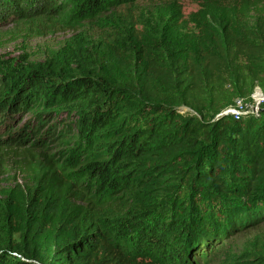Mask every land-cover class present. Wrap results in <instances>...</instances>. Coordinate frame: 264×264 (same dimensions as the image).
I'll return each mask as SVG.
<instances>
[{
	"label": "trees",
	"instance_id": "16d2710c",
	"mask_svg": "<svg viewBox=\"0 0 264 264\" xmlns=\"http://www.w3.org/2000/svg\"><path fill=\"white\" fill-rule=\"evenodd\" d=\"M141 1L179 0H0L2 24L111 30L123 61L92 69L80 39L38 71H0V133L36 115L0 151L30 144L42 161L32 187L0 201V264H264V104L251 101L264 94V10L191 0L207 8L192 37L171 16L139 34L115 13ZM239 100L252 106L227 114Z\"/></svg>",
	"mask_w": 264,
	"mask_h": 264
},
{
	"label": "rangeland",
	"instance_id": "374dc122",
	"mask_svg": "<svg viewBox=\"0 0 264 264\" xmlns=\"http://www.w3.org/2000/svg\"><path fill=\"white\" fill-rule=\"evenodd\" d=\"M261 10H264V0H254L229 7L231 14L235 13L243 19L252 18ZM204 12H207L206 7L191 0L141 1L134 6L121 7L115 15L122 25L133 29V31L135 29L139 34L143 33L145 25L161 21L163 24L168 21L170 16L176 17L178 21L176 26H180L185 33L192 37L193 33L198 32V21ZM109 31L111 30L101 29L94 23L78 22L75 19H71L63 25H54L49 21L34 24H19L16 21L7 24L0 23V71L7 72L22 67H31L33 71H38L37 66L43 64L53 53L64 49L67 45L79 44L80 39H85L87 46L96 57L92 69L95 68L98 71L116 70L123 61L108 46L110 43ZM72 69H75L80 75L83 68H77L75 65ZM253 99L251 97L254 106L255 100ZM247 101L245 102L246 106H252ZM52 111V115H44L45 119L49 118L50 120L40 128L41 135L46 134L50 129L51 121L57 117L58 111ZM14 116L16 120L12 125L13 129L2 131L0 139L21 132L36 118V115L28 111ZM38 139L40 140V137L31 136V144H35ZM46 144L50 148H54L52 142L47 141ZM29 146L30 144L24 146L23 149L18 150V153L0 151V201L8 198L11 191L17 187L21 190L32 187L36 182L37 175L41 173L42 161L39 154L32 155L24 151ZM246 238L239 237L234 243L241 244ZM16 239L18 240V235ZM218 244H226V241H221ZM217 248L218 246L213 249Z\"/></svg>",
	"mask_w": 264,
	"mask_h": 264
},
{
	"label": "built area",
	"instance_id": "2783aa9c",
	"mask_svg": "<svg viewBox=\"0 0 264 264\" xmlns=\"http://www.w3.org/2000/svg\"><path fill=\"white\" fill-rule=\"evenodd\" d=\"M255 100L254 107L258 108L261 104H264V94L260 88H256L254 95L252 96ZM247 108L244 100H239L235 106L230 107L226 110L227 114L237 116L245 111Z\"/></svg>",
	"mask_w": 264,
	"mask_h": 264
},
{
	"label": "flooded vegetation",
	"instance_id": "af4514ba",
	"mask_svg": "<svg viewBox=\"0 0 264 264\" xmlns=\"http://www.w3.org/2000/svg\"><path fill=\"white\" fill-rule=\"evenodd\" d=\"M58 109H60V108H58Z\"/></svg>",
	"mask_w": 264,
	"mask_h": 264
}]
</instances>
